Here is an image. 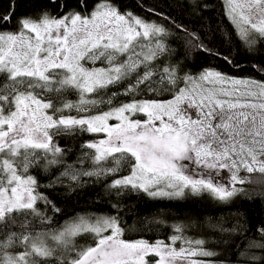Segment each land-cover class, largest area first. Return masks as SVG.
<instances>
[{"label":"snow or ice","instance_id":"obj_1","mask_svg":"<svg viewBox=\"0 0 264 264\" xmlns=\"http://www.w3.org/2000/svg\"><path fill=\"white\" fill-rule=\"evenodd\" d=\"M177 2L201 19L208 7V0ZM223 3L242 54L264 56L255 47L257 36L264 40V0ZM63 6L68 11L60 17L46 11L17 17L9 0L7 11L0 12V264H149V254L158 257L154 264H176L189 255L214 257L204 240L183 235L191 224H177L167 244L123 239L116 216L81 215L52 228L47 211L60 209L38 191L29 169H62L48 186L67 179L69 191L71 183L82 187V178L110 177L107 187L117 196L126 190L166 199L208 194L224 203L248 197L243 187L252 182L248 174H264V80L213 66L189 72L191 52L244 69L231 48L228 55L210 48L202 29L190 31L151 9L164 24L121 12L116 0H96L91 8L88 0H76L75 8ZM13 22L15 31H5ZM170 37L179 48L171 47ZM252 67L264 75V63ZM69 92L77 95L76 102L65 98ZM144 95L151 98H138ZM92 109L99 111L89 114ZM73 110L76 116L63 115ZM137 114L145 119H134ZM77 132L103 138L81 144L82 151L91 152L68 163L72 149L54 143V135ZM86 160L91 169L84 168ZM125 166L128 174L120 175ZM225 170L228 179L222 180ZM209 226L226 234L249 231L239 219L227 227L223 221ZM257 233L264 237V228ZM84 235L92 243L78 247L75 240ZM177 241L189 247L177 250ZM245 243L238 256L248 264H264V256L255 254L264 252V240ZM13 248L21 251L12 253Z\"/></svg>","mask_w":264,"mask_h":264},{"label":"trees","instance_id":"obj_2","mask_svg":"<svg viewBox=\"0 0 264 264\" xmlns=\"http://www.w3.org/2000/svg\"><path fill=\"white\" fill-rule=\"evenodd\" d=\"M103 2V0H100ZM16 16H39L41 11H46L53 17H60L68 11L63 5L67 4L71 8L76 7V0H14ZM121 12H130L148 22L164 24L163 19H158L157 15L150 13L151 9L155 13L163 14L175 20L177 24H183L190 31H199L202 29L201 36H207L206 43L210 48L222 52L224 55L229 54L232 49V55L239 60L243 67V72L236 68L230 67L223 60L216 59L212 56L197 54L191 52L188 57L187 70L197 72L201 67H218L225 73L238 77H251L257 80H264V75L258 74L253 65L264 63V56H256L254 59H248L243 55V46L236 29L225 14L223 0H208V7L204 10L201 19L200 16L191 15L186 7H182L177 0H116ZM91 8L96 4V0H88ZM9 0H0V12L7 11ZM79 10V9H77ZM15 23L4 26L5 31H15ZM174 31V30H173ZM228 39H225V37ZM171 47L179 48L180 43L173 38H169ZM260 51H264V40L257 36L255 45ZM183 50V49H181ZM251 55V54H249ZM111 88L109 91H117ZM150 97L144 95L142 97ZM66 99L76 102L78 97L75 93L66 94ZM120 100L127 102L124 96ZM107 110V108H103ZM74 111V110H73ZM99 109L90 110L93 114ZM71 112V111H65ZM100 134L79 133L68 135L58 133L54 135L53 142L58 143L61 148H71L72 152L67 153V162L74 163L78 156L91 150L80 148V145L86 141L98 140ZM39 155V153H37ZM111 167V163L104 165ZM91 161L86 160L85 169H91ZM62 169H53L45 173L42 168H30L29 174L34 176L38 182V191L47 196L57 208L59 213L54 214L51 209L47 215L53 218L52 228H59L66 222L81 215L85 216H116L120 226L124 229L123 238L128 241L144 239L150 243L156 241L168 242L169 237L174 234L177 224H191L183 235L191 240L202 239L205 241L203 247L215 252L217 255L208 258L214 263L220 264H248V261L238 256L239 252L244 251L248 239L264 240L257 233V229L264 228V198L258 193H264V174L254 172L248 174L251 183L243 185L248 197L239 196L229 203L220 202L208 194L200 196L186 195L183 199H166L152 198L142 191L126 190L117 196L115 190L108 189L107 185L111 183V178H82L84 184L77 187L71 183L72 191H69L70 181L64 179L61 184L49 187L50 181L54 175H58ZM127 168L120 175H127ZM241 176L246 175L243 171ZM239 186V185H238ZM38 205L41 202L38 201ZM241 223L246 222L249 231L245 235L219 233L210 224H216L223 221L224 225L231 226L237 220ZM170 242V241H169ZM76 245L87 246L92 243L91 237L84 235L77 237ZM175 246L189 247L183 241H177ZM191 247L195 248L194 245ZM12 253L21 251L19 248L9 250ZM256 255L264 256V252L255 251ZM149 264H154L158 259L154 254L146 257ZM207 259V258H206ZM205 260V259H204Z\"/></svg>","mask_w":264,"mask_h":264},{"label":"rangeland","instance_id":"obj_3","mask_svg":"<svg viewBox=\"0 0 264 264\" xmlns=\"http://www.w3.org/2000/svg\"><path fill=\"white\" fill-rule=\"evenodd\" d=\"M85 66H91L90 64H86ZM144 99H147V98H151V97H147V96H145V97H143ZM95 110H97V109H95ZM97 112V111H96ZM96 112L95 113H93V114H96ZM63 115H65V116H68V115H72V116H76L77 115V112L74 110V111H71V112H64L63 113ZM134 119H140V120H143V119H145V117H144V115H142V114H137L136 116H134L133 117ZM109 123H116V121L115 120H110L109 121ZM53 131H55V130H53ZM101 135V137L99 138V139H102L103 138V134H100ZM221 179L222 180H227L228 179V173H227V171L225 170V171H223L222 173H221ZM123 238V237H122ZM124 239V238H123ZM159 241H161V240H159ZM150 243V242H149ZM155 243V242H154ZM164 243H170L169 241L168 242H164ZM195 247H196V245L195 244H193ZM173 247H175L177 250H179L181 247H177V246H175V245H173ZM185 248H187V247H185ZM209 260L208 258L206 259L205 257H200V256H191V255H189V256H186L184 259H178L177 261H176V264H193V262H197V264H198V262L199 261H201V260ZM212 262V261H211ZM212 264H220V263H214V262H212Z\"/></svg>","mask_w":264,"mask_h":264}]
</instances>
